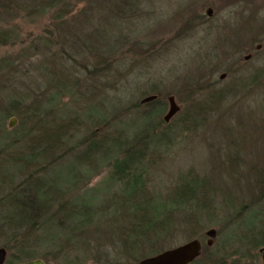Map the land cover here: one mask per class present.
Masks as SVG:
<instances>
[{
  "label": "trees",
  "instance_id": "16d2710c",
  "mask_svg": "<svg viewBox=\"0 0 264 264\" xmlns=\"http://www.w3.org/2000/svg\"><path fill=\"white\" fill-rule=\"evenodd\" d=\"M155 1L28 0L27 3L16 1L14 5L27 7L30 14L55 8L56 14L52 25L46 30L42 47L48 49L59 45L63 53L65 39L66 47H69V51L72 49L73 53H69V59L75 56L80 61L91 58L92 68L87 78L94 81V76L98 75L95 72H108L112 64L126 61L129 53L133 54V48L137 47L135 37H139L135 23L147 25L146 13L149 5ZM78 5L80 11L68 18L67 15L75 11ZM0 6L6 7L3 3ZM97 17L99 23L94 24ZM54 30H57L56 34ZM119 37L126 42L124 46L119 45ZM10 38L8 33L0 34V40L5 43L12 41ZM96 39L98 41H94ZM137 48L141 52L142 48ZM0 64L5 67L10 62L4 60ZM48 70L49 87L54 85L61 94L62 91L66 93L69 78L62 77L57 81L51 73L52 69ZM216 82L184 84L180 101L185 107L181 110L183 105L178 104L180 110L169 122L160 117L165 102L160 101L156 88L152 91H156L153 95L156 94L157 98L148 102L153 104L152 109L142 111L143 103L139 101L134 109L131 108L129 116L132 119L129 123L118 121L113 115L109 120L87 114L83 116L82 106L90 102L89 99L78 101L76 112L72 109L71 115L61 117L54 111L59 100L57 93L51 92L47 101L42 100L39 89V94L37 90H22L4 96L7 100L0 103V125L10 115H17L22 123L17 134L6 133L0 128V243L9 254L4 264H21L33 259L45 262L56 256L67 257L73 251L75 243L72 241L80 237V231L89 228L101 233L111 232V238L119 239L130 251L144 246L149 248L148 255L138 258L137 264L146 257L164 251L153 246L182 226L187 227L185 232L188 239H199L196 238L197 234L204 229L200 224L202 218L232 223L235 225L233 228L239 229L233 237L254 250L264 245L263 225L245 228L242 225L246 213L264 203H249L252 206L248 207L247 204L240 205L239 200L229 199L219 204L211 177L200 176L192 168L179 174L172 184L162 189L156 187L151 194L146 191L151 171H157L156 163L163 160L171 148L172 127L192 133L201 128L207 118L217 116L215 112L229 101L255 104V109L248 107L264 123V65L254 67L252 73L231 76L221 87L216 86ZM76 87L71 85V89ZM97 104L105 106L99 101ZM180 114L181 120L177 125L174 121ZM138 116L143 119L139 120ZM156 129L160 130L156 132ZM66 155H70L67 159L72 157L76 164L72 169L75 181L61 185L50 172L62 162H59V158H66ZM100 167L109 168L103 184H117L119 190L111 193L108 188L101 199L97 202V198L94 200V204L77 200L76 197L72 199L70 194L79 188L80 177L87 178L94 171L98 174L97 168ZM263 174L260 171L253 173L250 183V186H261L260 193H264ZM137 193L144 196L143 202L136 200ZM154 195L158 201L154 200ZM248 195L255 197L252 202L261 198L260 194L257 197L252 193ZM105 203L110 208L114 206L109 214V222L105 221ZM53 207L58 210L53 212ZM117 209L122 216L114 212ZM123 211L129 212L128 215L124 216ZM58 212L61 213L60 217L55 216ZM101 226L103 228L99 229ZM233 231L230 230L231 235ZM224 241L228 244V241ZM221 250L225 248L217 249L214 243L211 246L206 244L190 264H262L256 258H250L248 249L243 254L233 253L234 258L220 255L218 252Z\"/></svg>",
  "mask_w": 264,
  "mask_h": 264
},
{
  "label": "rangeland",
  "instance_id": "374dc122",
  "mask_svg": "<svg viewBox=\"0 0 264 264\" xmlns=\"http://www.w3.org/2000/svg\"><path fill=\"white\" fill-rule=\"evenodd\" d=\"M16 1L28 2L0 0V3L6 6H0V34L8 33L11 37L9 40H12L8 43L0 40V62L4 60L10 62L9 66L5 67L0 64V103L7 100L5 97L10 92L40 90L43 101H47L49 94L53 92L57 93L59 98L54 108L58 116L68 117L72 109L74 112L78 109V101L89 99L90 102L82 106L83 116L87 114L109 120L113 115L118 121L129 123L132 119L129 116L131 108L134 109L143 98L153 95L156 92L152 91L154 88L159 93L160 101L165 102V108L160 115L162 118L167 112L168 96H174L176 103L183 105L180 100L184 84L204 85L215 80L216 86L221 87L231 76L246 75L252 73L254 67L264 65V0H255L253 4L252 1L240 3L238 0H225L226 5L223 9L214 0H193L198 1L193 7L188 0H156L148 7L147 27L143 22L135 23L139 33V37H135L137 39L135 46L142 48L141 52L134 47L133 54L129 53L126 61L112 64L109 73L95 72L98 75L94 76V81L87 78V73L92 68L91 58L80 61V58L75 56L74 59H69V53L70 55L73 53L72 49L69 51V47H66L65 39L62 47L67 49V52L64 50L62 53L59 45L48 49L42 47L41 43L47 36L46 30L54 20L55 8L45 9L39 14H30L27 7L19 8L20 6L14 5ZM203 3L208 4L202 7ZM254 3H257L256 8L252 6ZM195 7L196 9L190 10ZM208 7L212 8L210 17L206 15ZM79 8L80 6L68 14V18L80 11ZM95 23H99L98 17L94 20ZM56 32L57 30H54L55 34ZM119 41V45L124 46L126 43L122 37H119ZM256 46L260 48L257 50ZM125 47L124 49L128 50ZM248 54H251V58L245 60ZM48 69H52L51 73L57 81L62 77L69 78L66 93L62 91L61 94L54 85L49 87L46 76L49 73ZM61 69L63 74L60 72ZM222 74L226 76L220 79ZM71 85L77 87L71 89ZM97 101L105 106H100ZM229 103L231 106H228ZM248 105L253 108L255 104L229 101L215 112L218 113L217 116L207 118L204 125L192 133L180 127H172L171 148L164 159L156 163L157 171H151L146 182L147 193H153L156 187L162 189L172 184L179 174L192 168L200 176L211 177L212 184L217 189L215 198L219 204L234 199L239 200L240 205L247 204L248 207L254 203H264V193H260L262 187L250 186L253 173L264 172V123L259 121L257 114L252 112ZM152 107L153 104L143 103L141 110L147 112ZM184 107L185 105L181 110ZM181 114L174 121L177 125L181 120ZM12 118L15 122L10 126ZM138 119L142 120L143 117L138 116ZM21 124L20 117L10 115L2 121L0 128L6 133L17 134ZM159 130L156 129V132ZM68 156L70 155L59 158V162H62L50 172L61 185L75 181L72 169L76 164L72 157L67 159ZM108 171L109 168L100 167L97 168L98 174L94 171L87 178L80 177L79 188L70 194L71 198L76 197L77 200L94 204V200L97 198V202L101 199L108 188L111 193H116L119 190L117 184L113 186L103 184ZM248 193L256 197L260 194L261 198L252 202L255 197H247ZM154 197V200L158 201V197L156 195ZM136 200L143 202L144 196L137 193ZM109 206L105 203L103 208L106 212V222H109L111 219L109 214L114 210V206L112 208ZM57 210L58 208H52L53 212ZM117 210L114 212L122 216ZM128 213L123 211L124 216ZM60 214L58 212L55 216L60 217ZM263 216L264 204L250 209L242 225L244 228L264 226ZM200 224L204 229L196 238H199L201 248L208 240L206 230L213 228L222 232L213 240L215 248H225L218 252L220 255L225 254L226 257L234 258L233 253L243 254L248 249L251 252L250 258H256L260 262L258 249L264 245L254 250L240 242L237 237L234 238L239 229L233 228L235 225L232 223H224L216 218L212 220L202 218ZM102 228L101 226L99 229ZM186 228L182 226L176 229L163 240L156 242L153 248L162 251L187 242L190 239L185 232ZM228 229L234 230V234L231 235ZM79 233L81 235L72 241L75 243L73 251L67 254V257L53 256L54 259L49 258L44 260V263L136 264L138 258L148 255L149 248L146 246L130 251L127 245L119 242V239L118 241L112 239V233L109 231L101 233L89 228ZM224 240L228 241V244L232 242L231 245L225 244ZM6 254L9 255L7 250Z\"/></svg>",
  "mask_w": 264,
  "mask_h": 264
},
{
  "label": "water",
  "instance_id": "95a60500",
  "mask_svg": "<svg viewBox=\"0 0 264 264\" xmlns=\"http://www.w3.org/2000/svg\"><path fill=\"white\" fill-rule=\"evenodd\" d=\"M225 75L222 74L221 78H224ZM156 98V95H150L143 98L140 103H148ZM168 108L167 112L163 116L165 122H169L175 114L180 110V107L175 101L174 96H168ZM15 119L10 120L9 125H14ZM205 235L208 237L206 242L207 246L213 244V240L217 235L216 229H208L205 232ZM201 242L198 239H192L183 244L175 246L173 248L167 249L158 253L154 256L146 257L140 260L137 264H190L192 263L200 254L201 251ZM261 263L264 264V247L259 249ZM6 249L0 247V264L5 263L6 259ZM21 264H45L41 259H33L25 261Z\"/></svg>",
  "mask_w": 264,
  "mask_h": 264
},
{
  "label": "flooded vegetation",
  "instance_id": "af4514ba",
  "mask_svg": "<svg viewBox=\"0 0 264 264\" xmlns=\"http://www.w3.org/2000/svg\"><path fill=\"white\" fill-rule=\"evenodd\" d=\"M214 1H216V2H218V6L220 5L221 7V9H223L224 8V6L226 5L225 4V0H214ZM240 3L241 2H246V1H252V4H253V1H255V0H238ZM198 1H193V0H188V3L193 7V6H196V3H197ZM208 3H203V4H201V6L203 7L204 5H207ZM252 6H257V3H254V5H252ZM251 6V7H252ZM254 7H252L253 9H255ZM252 8H251V10H252ZM192 9H196V7L195 8H191L190 10H192ZM251 12V11H250ZM211 13V14H210ZM206 15L208 16V17H210L211 15H212V8L211 7H208L207 9H206ZM250 15V14H249ZM252 28H254V27H252ZM250 30V29H249ZM255 39V38H254ZM260 48V46H256V49L258 50ZM249 58H251V54H248V55H246V57L244 58L245 60H248ZM220 79H223V78H221V76H220ZM156 98H157V96H156ZM155 98V99H156ZM154 99V100H155ZM179 106V105H178Z\"/></svg>",
  "mask_w": 264,
  "mask_h": 264
}]
</instances>
